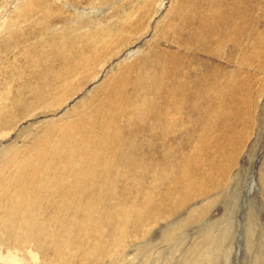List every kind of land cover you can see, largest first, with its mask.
<instances>
[{
	"label": "rangeland",
	"instance_id": "374dc122",
	"mask_svg": "<svg viewBox=\"0 0 264 264\" xmlns=\"http://www.w3.org/2000/svg\"><path fill=\"white\" fill-rule=\"evenodd\" d=\"M226 1L0 0V264H264V0Z\"/></svg>",
	"mask_w": 264,
	"mask_h": 264
},
{
	"label": "bare ground",
	"instance_id": "6f19581e",
	"mask_svg": "<svg viewBox=\"0 0 264 264\" xmlns=\"http://www.w3.org/2000/svg\"><path fill=\"white\" fill-rule=\"evenodd\" d=\"M245 1L246 0H231V2H233L231 4V8L229 6V9L231 10V13H234V12L242 13L244 11L243 7L245 6L242 2H245ZM222 2H229V1L222 0ZM222 2H215L216 3V8H218V11H217L218 13H219V11H222Z\"/></svg>",
	"mask_w": 264,
	"mask_h": 264
}]
</instances>
